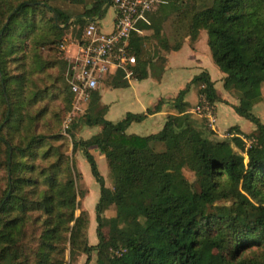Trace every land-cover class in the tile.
Masks as SVG:
<instances>
[{
    "label": "trees",
    "instance_id": "1",
    "mask_svg": "<svg viewBox=\"0 0 264 264\" xmlns=\"http://www.w3.org/2000/svg\"><path fill=\"white\" fill-rule=\"evenodd\" d=\"M110 2L93 0L73 18L79 24L78 40L85 20L101 17ZM145 16L147 23L139 21L137 28L151 33L132 32L129 38L135 59L131 78L150 73L153 54L143 49L149 39L164 51L176 50L184 38L191 44L203 30L210 58L224 74L221 87L237 100L233 111L252 122L253 129L242 133L232 125L218 138L205 118L196 126L184 112L183 89L171 100L177 113L166 115L159 131L128 134L126 125L144 115L106 120L98 96L91 92L83 124L99 125V131L72 142L99 184L96 243L89 244L88 213L81 209L74 215L73 180L68 169L63 174L66 157L53 144L61 136L37 129L22 133V110L61 92L56 86L61 75L42 74L67 62L48 60L41 49L59 50L69 16L45 0H0V264H63L64 241L70 256L86 255L85 264L92 251L95 264H264V124L251 112L264 81V0H161ZM169 16L175 19V30L184 28L173 44L161 32ZM28 59L30 74L35 73L33 92L26 83ZM190 83L208 104L223 101L205 72ZM125 84L121 72L108 75L107 85ZM160 104L158 100L145 113L158 111ZM44 114L43 107L34 117ZM91 148L104 157L111 188L103 184ZM48 156L53 159L47 167L34 164ZM179 165L192 171V182L177 170ZM111 205L116 225L103 238L101 214Z\"/></svg>",
    "mask_w": 264,
    "mask_h": 264
},
{
    "label": "rangeland",
    "instance_id": "2",
    "mask_svg": "<svg viewBox=\"0 0 264 264\" xmlns=\"http://www.w3.org/2000/svg\"><path fill=\"white\" fill-rule=\"evenodd\" d=\"M48 5L56 7L60 10H63L68 16L71 18H75L77 15L80 14L83 7H88L93 0H81V2H71L70 0H45ZM158 2H161V0H158ZM198 2V1H197ZM155 10V9H154ZM106 15L104 18L105 22H108L111 18L112 14V7L108 6L105 10ZM67 20L69 22L68 27L64 29L63 31V44L59 45L58 49H48V48H42V56L47 58L48 60H56L60 61L65 59L67 62L66 66H59L57 64L53 68H48L44 71L42 74L43 76L46 73H51L52 75H61L62 78H60V81L69 80L68 76V70H69V64L70 60L68 56L73 57L77 51L76 42L78 41V37L76 36L77 27L79 24L75 23L73 19ZM103 20V18H101ZM173 16H169L167 19H165L161 24V32L166 37L167 41L170 44H173L177 42V40L180 39L181 30L184 28L181 27V29L175 30L172 27V24H175V19ZM85 25V22L82 24V26ZM82 26L80 29H82ZM151 33V30H145L143 34L149 35ZM154 39H149L144 45L143 49L146 51L149 56L151 57V66H150V73L155 70V68L160 64L161 58H162V49L159 48L156 44ZM67 46V47H66ZM156 55V56H155ZM208 53V58H209ZM27 62V79L26 83L29 87L28 91L34 90V87L31 83V77L34 76L35 73L30 74V67H29V59ZM209 64L213 66V68L216 71H219L216 65L211 61V58L209 59ZM9 67H12V64L9 65ZM13 72V70H11ZM212 76H214L212 74ZM129 77H132L130 75ZM60 81H57L56 86H59L61 89L55 90L59 94L54 95H48L46 96L41 102L33 104L30 107H26L24 110H22L23 114L25 115L24 118V124H26V127H23L22 133H28V132H48L50 134H59L61 137L58 138L53 144H58L59 149L61 153L66 157V163L62 164L65 166L63 168V171L65 172L69 171L70 177L73 180V190L75 193V202L77 205V208L74 210V215L78 213L79 210L84 209L88 213V228H87V242L91 245L96 243V236H95V227L96 222L94 220V205L98 198V189L99 184L94 180L92 175L90 174L88 164L86 160L84 159L82 155L81 149L76 146L72 147V142H78L80 140H85L94 134H96L99 131V125H93L88 126L83 124V116L85 113L88 112V106L91 101V90L90 93H88L87 98L85 99H76L74 96V93L69 90L67 91L62 87V83ZM108 81V75H105L103 78H101L96 86H99L100 92L103 94V99L105 102H112L115 101L116 95L118 91H113L112 89L107 88L105 85H107ZM133 83V82H132ZM120 91H126V90H120ZM258 91L260 94V100L255 104V107L251 110L252 113L255 116H263L264 117V82H262L259 87ZM232 97H235L233 94H230ZM69 98L68 101L66 99ZM122 107V109H125L129 107V103L127 101H120L119 98V104L113 106V111L110 115H105V119H111L113 120L116 116L114 113H118L117 107ZM45 108V114L43 116L34 117L36 112L39 111L40 108ZM102 107V106H101ZM102 111H104L102 108ZM2 108V107H1ZM0 108V110H1ZM96 111V109H95ZM91 114L94 113V109L91 110ZM28 116H31V119H27ZM221 120L219 119V113L218 118L216 120V127L220 131L223 125H229L231 123V119L229 116L223 115V112L220 114ZM109 117V118H108ZM222 119H225V122L222 124ZM244 124L242 125V129L245 132L251 131L253 128L252 122L249 120L243 119ZM262 123H264V118L260 120ZM207 126V125H206ZM205 126V127H206ZM208 127V126H207ZM206 127V128H207ZM91 133V135H89ZM219 138V137H218ZM90 153L94 158V161L96 163L97 170L99 174L101 175L103 179V184L111 188L112 187V178L110 176V172L108 170V167L106 165V161L103 156H99L96 149L91 148ZM53 156V155H52ZM52 156H48L47 158L43 160H37L34 162L36 165L38 162L41 166L47 167V165L52 162ZM38 164V165H39ZM177 170H180L182 175L186 178L187 181L192 182L194 179L192 171L187 169L184 166L179 165L177 167ZM2 172L0 171V175ZM60 175L59 177H61ZM221 201L216 202V204H221ZM101 221L102 226L100 229V233L102 234L103 238L109 237L111 232L114 230L116 221L114 217V207L111 205L106 210H104L101 214ZM67 236V234H66ZM61 247L63 248L62 254H61V260L63 264H85L86 255L85 254H74L73 256L69 255L68 252V245L67 241H64L61 243ZM210 257L213 259L215 257V251L210 252ZM86 264H95V252L92 251L89 255V261Z\"/></svg>",
    "mask_w": 264,
    "mask_h": 264
},
{
    "label": "crops",
    "instance_id": "3",
    "mask_svg": "<svg viewBox=\"0 0 264 264\" xmlns=\"http://www.w3.org/2000/svg\"><path fill=\"white\" fill-rule=\"evenodd\" d=\"M88 7H83V9ZM105 10L103 11L101 17L94 16L91 19H86L85 23L89 20H95L97 21L101 31L107 32L111 30L114 10L112 7L111 18L108 22L104 23V18H106V13H104ZM68 18L70 19L71 17L69 16ZM101 18H103V20ZM143 32L144 31L141 30L139 34H143ZM162 52L163 53L161 55L163 60L155 68V70L149 73L145 78L139 80L131 77L124 78L126 80V84L119 87L105 85L113 91H118L116 92L117 95L115 101H104L103 94L99 90V86L101 85L97 86L92 91L98 96V108L102 106L101 108L104 110L102 115L103 118L105 115L108 116L112 113L113 106L119 104L120 98V101H127L129 103V107L125 109H122L121 106L117 107L116 109L118 113H114L116 117L113 120H106L116 122L127 114H142L144 117L138 121H131L124 128V132L140 136L155 133L162 127L166 115H175L177 113L171 103V100L180 90L185 89L182 96V102L186 104L184 106V112L190 113L196 126L200 127L202 124L201 118L205 117L202 116L201 113H196L194 109L199 106H206L213 116V132L217 137H223L225 130L232 125H236L242 133L250 132L243 131L242 125L244 124L243 119L245 118L237 115L231 107L237 103L236 98L232 97L230 93L224 91L221 87V79L224 74L220 71H216L213 66L209 64L210 57L208 58L209 51L206 45V34L203 30L199 31L196 40L191 44L188 42L187 38H184L178 49L169 51L162 50ZM68 57L69 59H72L71 56ZM200 72H205L208 75L215 93L223 101H215L213 104H208L202 97H198L196 93V86H194L193 83H190V80L193 76ZM212 74L214 76H212ZM120 90L126 91L124 92ZM158 100L161 102L158 111L146 114V109H151ZM254 107L255 104L252 105L251 110ZM221 112H223V115L229 116L232 121L229 125H223L219 131L215 124L218 118V113L219 119L221 120ZM257 118L262 120L264 117L259 115ZM223 122H225V119H222V124ZM89 135H91V133Z\"/></svg>",
    "mask_w": 264,
    "mask_h": 264
},
{
    "label": "built area",
    "instance_id": "4",
    "mask_svg": "<svg viewBox=\"0 0 264 264\" xmlns=\"http://www.w3.org/2000/svg\"><path fill=\"white\" fill-rule=\"evenodd\" d=\"M159 3L158 0H111L114 10L111 30L101 31L95 20L85 23L68 70L69 88L76 99L87 98L105 75L121 72L123 78H128L132 74L135 59L129 53L130 34L141 32L137 23H147L146 13ZM194 111L201 113L208 128L213 130V116L208 107L199 106Z\"/></svg>",
    "mask_w": 264,
    "mask_h": 264
},
{
    "label": "water",
    "instance_id": "5",
    "mask_svg": "<svg viewBox=\"0 0 264 264\" xmlns=\"http://www.w3.org/2000/svg\"><path fill=\"white\" fill-rule=\"evenodd\" d=\"M54 14V13H53Z\"/></svg>",
    "mask_w": 264,
    "mask_h": 264
}]
</instances>
